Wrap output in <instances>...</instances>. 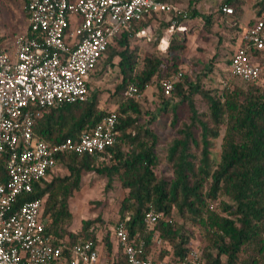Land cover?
Masks as SVG:
<instances>
[{"label":"trees","instance_id":"obj_1","mask_svg":"<svg viewBox=\"0 0 264 264\" xmlns=\"http://www.w3.org/2000/svg\"><path fill=\"white\" fill-rule=\"evenodd\" d=\"M194 1L197 2L191 0L183 14L172 13L173 20L163 24L154 44L170 24L178 26L200 17L206 27L210 26V19L199 13V8L210 0ZM263 3L264 0H260L255 5L256 14ZM242 4L241 0H223L216 12L233 29L240 30L237 15ZM223 5L232 7L233 13L224 16L220 10ZM158 14L164 13H153L122 29L90 76L92 79L96 74H106L111 68L118 69L119 83L114 93L117 109L102 107L98 94L90 90L89 82L86 101L49 108L33 124L35 136L53 144L90 132L106 115L115 111L116 142L93 155L69 153L57 156L56 167L60 165L64 174L47 173L45 179L33 183L30 193L18 197L14 207L25 200L41 199L44 231L55 244L65 242L71 246L78 238L96 241L93 225L102 222L101 218L83 221L81 228L73 232V214L69 207L70 199L82 188L83 176L94 173L107 179L106 188L116 180L126 191L119 205L118 219L129 217L127 231L130 236L143 237L145 253L152 248L151 234L154 232L167 248L160 251V257L169 253L173 262L181 260L194 236L191 227L200 231L204 241L202 264H264V56L256 54L263 68L259 83L246 88L234 85L221 90L206 89L199 76L189 79L187 74H180V79L173 83L170 97L163 98L159 80L180 72L186 39L178 32L170 34L164 53L166 60L155 53L139 60L137 46L132 45L134 40L142 38L137 33L152 25ZM28 35L33 36L31 32ZM153 80L157 81L160 96H163V108H171V124L176 128L164 148V156L157 152L160 140L150 127L156 117L145 118L135 100L123 97L129 84L133 83L142 93ZM197 95L206 103L204 114L195 106ZM180 105L187 107L188 119L187 123L177 126L176 107ZM219 137L221 148L216 157L212 146ZM5 161L6 154L0 160L2 182L6 180ZM162 161L169 165L166 177L156 172ZM216 200H219L218 211L209 207V203ZM149 207L162 214L152 231H147L143 223ZM176 216L178 220H175ZM114 223L102 226L101 241L97 245L105 252L115 249L111 230ZM117 253L123 261L122 252L117 249ZM65 256L68 257L67 252Z\"/></svg>","mask_w":264,"mask_h":264},{"label":"built area","instance_id":"obj_2","mask_svg":"<svg viewBox=\"0 0 264 264\" xmlns=\"http://www.w3.org/2000/svg\"><path fill=\"white\" fill-rule=\"evenodd\" d=\"M23 2L26 31L18 34L12 45H0V160L6 154V180L0 181V264H202L201 253L193 247L177 262L170 259L169 253L160 257V251L167 248L154 232L152 248L145 253L143 237L130 236L127 231L128 216L117 219L111 228L115 254L106 258L97 245L100 235L96 241L78 238L71 246L53 243L44 231L41 199L25 200L14 207L19 196L32 191L35 181L45 179L56 168L57 156L93 155L112 146L118 135L115 111L90 132L53 144L35 136V119L49 108L88 99V83L95 65L122 29L153 13L180 14L179 9L163 0ZM220 10L224 15L233 13L227 5ZM172 29L173 25L168 31ZM145 30L137 35H145ZM240 30V42L229 56L228 70L241 82L256 84L263 73L256 54L264 56V3ZM167 46L166 41L161 50ZM175 79L159 80L164 96H170ZM141 94L131 83L123 97L136 100ZM209 207L213 209L214 204L209 203ZM161 217L149 207L143 217L146 230L152 231ZM117 249L122 252L123 261L119 260Z\"/></svg>","mask_w":264,"mask_h":264},{"label":"rangeland","instance_id":"obj_3","mask_svg":"<svg viewBox=\"0 0 264 264\" xmlns=\"http://www.w3.org/2000/svg\"><path fill=\"white\" fill-rule=\"evenodd\" d=\"M190 1L181 0V2L173 4L183 14L190 7ZM222 1L210 0L199 8V13L210 19L211 24L209 27H206L204 19L200 17L184 21L178 26H173V29L169 32L170 24L166 30H163V34L157 44H154L163 24L173 20L172 13L158 14L151 27L145 30L146 36L142 35V38H137V40L132 42L133 46H137L139 60L152 53L158 54L166 60L164 57L166 50H161L160 41L164 38L169 43L170 34L178 32L181 38L186 39V48L181 53L180 72L172 76L175 79L178 75L175 82L180 79V74H187L189 79H195V77L199 76L203 87L206 89L221 90L223 87L231 88L234 85L241 88L249 86L232 77L228 70V59L236 44L240 42L241 30L233 29L230 23L224 21L216 12ZM241 1L243 4L238 19L242 23L248 20L252 21L254 15H256L255 5L260 0ZM193 2L197 1L192 0ZM26 28L27 18L23 0H0V45H12L16 36L26 31ZM89 82L90 90L98 94V102L102 107H107L108 110L117 109L115 104L116 97L114 96L115 87L119 83L117 68H111L106 74H96ZM158 89L157 81L153 80L151 85L142 92L141 97L136 99L135 102L140 106L145 118L149 119L150 115L156 117L150 127L160 140L157 152L159 155L164 156V148L171 141L176 128H173L171 124L173 119L171 108H163L161 98L164 95L161 97ZM169 97L164 96L163 98L167 99ZM194 102L199 113L204 114L207 112L206 103L200 96H195ZM176 114L178 119L177 126L184 122L187 123L188 111L185 105L177 106ZM147 119L145 120L147 121ZM220 146L221 137L213 141L212 153L216 157L219 156ZM168 171L169 165L166 161L160 162L156 169L157 174L164 177L168 175ZM49 174L61 176L64 174V170L58 165ZM106 185L107 179L105 177L94 173L83 176L81 190L75 193L69 202L70 211L73 214L71 226L73 232L81 228L83 221L100 217L102 222H94L93 227L95 233H99L101 237L102 226L105 223L112 225L118 219L119 205L126 191L121 188L120 183L116 180H113L108 188H106ZM218 202L219 200L212 202L216 211L219 210ZM175 220H178V216L175 217ZM179 220L182 221L181 219ZM189 229L194 231V236L188 247L196 248L201 253L204 241L200 231L191 227Z\"/></svg>","mask_w":264,"mask_h":264},{"label":"crops","instance_id":"obj_4","mask_svg":"<svg viewBox=\"0 0 264 264\" xmlns=\"http://www.w3.org/2000/svg\"><path fill=\"white\" fill-rule=\"evenodd\" d=\"M224 16H225V15H224ZM237 18H239L238 15H237ZM248 21H249V20H248ZM248 21L242 23V22H240V20L238 19L237 24H238L239 29H240V27H242V25L248 23ZM150 27H151V25L148 26L147 28H150ZM147 28H146V29H147ZM144 36H146V35H144ZM237 45H238V44H236V46H237ZM90 80H91V79H90ZM97 235L99 236L100 234L98 233ZM102 253H103V256H104V257L108 258L110 255L115 254V253H114V247H113V249H111L109 252H105L104 249L102 248Z\"/></svg>","mask_w":264,"mask_h":264},{"label":"bare ground","instance_id":"obj_5","mask_svg":"<svg viewBox=\"0 0 264 264\" xmlns=\"http://www.w3.org/2000/svg\"><path fill=\"white\" fill-rule=\"evenodd\" d=\"M165 43H166V41H165V39H163L161 46L163 47L165 45Z\"/></svg>","mask_w":264,"mask_h":264}]
</instances>
